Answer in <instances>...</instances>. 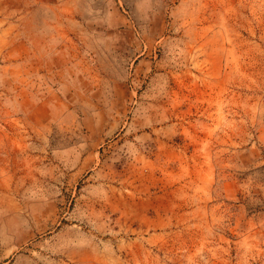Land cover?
Here are the masks:
<instances>
[{"label": "rangeland", "instance_id": "rangeland-1", "mask_svg": "<svg viewBox=\"0 0 264 264\" xmlns=\"http://www.w3.org/2000/svg\"><path fill=\"white\" fill-rule=\"evenodd\" d=\"M0 264H264V0H0Z\"/></svg>", "mask_w": 264, "mask_h": 264}]
</instances>
